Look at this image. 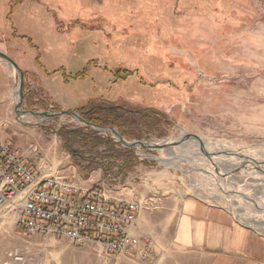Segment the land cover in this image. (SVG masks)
I'll list each match as a JSON object with an SVG mask.
<instances>
[{
  "label": "rangeland",
  "instance_id": "374dc122",
  "mask_svg": "<svg viewBox=\"0 0 264 264\" xmlns=\"http://www.w3.org/2000/svg\"><path fill=\"white\" fill-rule=\"evenodd\" d=\"M0 53L23 75L0 59L12 113L2 140L20 139L14 145L21 153L34 145L45 161L54 159L62 173L56 176L86 190L104 187L141 213L159 207L150 198H192L226 209L264 239V0H0ZM34 69L45 75L46 93L28 72ZM117 71L133 75L116 81ZM19 79L23 100H39L38 109L21 102L27 113L20 122ZM91 100L151 109L137 136L113 128L150 149L120 146L67 114ZM61 129L93 133L132 153L96 158L113 164L112 173L97 169L85 177L86 164L64 145ZM96 250L27 237L0 213V264H130Z\"/></svg>",
  "mask_w": 264,
  "mask_h": 264
},
{
  "label": "built area",
  "instance_id": "2783aa9c",
  "mask_svg": "<svg viewBox=\"0 0 264 264\" xmlns=\"http://www.w3.org/2000/svg\"><path fill=\"white\" fill-rule=\"evenodd\" d=\"M90 129L110 133L126 147L115 129ZM109 193L104 187H76L54 173L41 175L12 144L0 140V213L10 215L23 235L65 239L76 247L99 249L105 258L130 254L134 264H146L153 241L138 229V205L111 199Z\"/></svg>",
  "mask_w": 264,
  "mask_h": 264
},
{
  "label": "crops",
  "instance_id": "0c3cea01",
  "mask_svg": "<svg viewBox=\"0 0 264 264\" xmlns=\"http://www.w3.org/2000/svg\"><path fill=\"white\" fill-rule=\"evenodd\" d=\"M24 60H22L23 63H25ZM1 66L0 64V140L12 144L19 151L15 145L21 141L20 139L14 138L11 142L7 137L2 140L4 136H7L5 128L12 122L10 121L12 113L5 97L7 87L3 85L6 84L7 79L4 77L5 71ZM28 72L32 79H36L39 83L40 91L46 93L48 88L43 84L45 75H40L35 69ZM37 102H39L37 98L26 97L23 100V107L38 109ZM53 105L57 110H61L55 104ZM40 106L45 110L52 107L44 104ZM80 107L82 106L75 108L77 110ZM33 146L30 144L29 148ZM21 154L33 167L38 168L41 175L62 174L56 169L54 159L50 162L45 161V158L40 157V151L36 155L31 154L30 150ZM92 182H98V180ZM150 200L158 202L159 207L140 212L137 222L141 232L155 237L156 246L148 255L149 264H264V239L238 224L226 209L213 207L196 199L176 196H170L164 200L154 198ZM154 209L160 213V216L154 212ZM159 217L160 222L157 226ZM131 257L132 255L129 254L120 258L131 264Z\"/></svg>",
  "mask_w": 264,
  "mask_h": 264
},
{
  "label": "trees",
  "instance_id": "16d2710c",
  "mask_svg": "<svg viewBox=\"0 0 264 264\" xmlns=\"http://www.w3.org/2000/svg\"><path fill=\"white\" fill-rule=\"evenodd\" d=\"M123 71H117L114 74L116 81H125L128 77L132 76L131 73L122 75ZM77 77H80L79 75ZM79 117L87 124L96 127L104 128H117L120 131H127L129 134L137 136L136 127L139 123H144L149 120V114L152 110L147 109L140 111L135 108H128L125 105L118 103H101L91 100L88 101L84 106L76 110ZM59 137L63 140L64 145L69 148L70 153L73 157H78L82 162L86 164L87 173L84 175L87 177L89 173L94 170L101 169L104 175L112 173L114 168L113 164L104 166L102 164H95L96 158L106 156L108 159H121L127 154H131L132 150L126 149L123 153H119L115 149V145L110 141H105L95 136L93 133H83L81 130H68L61 129L59 131ZM79 146L85 149L87 152L95 153V155H89L87 159L83 155L76 154V151H72L73 146ZM103 148V151L99 150ZM94 164V165H91Z\"/></svg>",
  "mask_w": 264,
  "mask_h": 264
},
{
  "label": "water",
  "instance_id": "95a60500",
  "mask_svg": "<svg viewBox=\"0 0 264 264\" xmlns=\"http://www.w3.org/2000/svg\"><path fill=\"white\" fill-rule=\"evenodd\" d=\"M0 59H3V60H5L6 62H8V64H9V66L10 67H13L14 69H16L17 70V72L19 73V77H20V79L22 78V73L20 72V70H19V68L17 67V65L11 60V59H9L6 55H4V54H2V53H0ZM19 79V80H20ZM22 80H20L19 81V85H18V93H19V101L17 102V104H16V111H17V113H20V107H21V102L23 101V95H22V89H23V85H22V82H21ZM27 112H23V114H26ZM67 112H62V113H59V114H66ZM67 114H72V115H74L76 118H77V120L79 121V122H81V123H83L84 125H87V126H90L89 124H87L85 121H83L80 117H79V115L77 114V113H70V112H68ZM42 115H46V113H44V114H42ZM110 129H112V128H110ZM116 136L119 138V140H120V143L122 144V145H124V146H126L127 148H130V149H134V148H137V147H142V146H144V147H146L145 145L146 144H143V143H140V142H133V143H126L122 138H121V136L119 135V134H116ZM190 137V136H189ZM189 137H186V139L187 138H189ZM193 138H195V139H198L197 137H193ZM146 148H148V147H146ZM166 148V147H165ZM148 149H150V148H148ZM151 150H153V149H151Z\"/></svg>",
  "mask_w": 264,
  "mask_h": 264
},
{
  "label": "bare ground",
  "instance_id": "6f19581e",
  "mask_svg": "<svg viewBox=\"0 0 264 264\" xmlns=\"http://www.w3.org/2000/svg\"><path fill=\"white\" fill-rule=\"evenodd\" d=\"M10 69H11V72L14 71V68H13V67H10ZM14 72H15V71H14ZM14 97H15L16 102H18V101H19V93H18V90H16V91L14 92ZM34 117H35L36 119H40L41 116L35 114ZM199 147H200V146H199ZM137 149H138V148H137ZM229 155H230V154H229ZM247 163H248V162H247ZM251 165H252V163H251Z\"/></svg>",
  "mask_w": 264,
  "mask_h": 264
}]
</instances>
